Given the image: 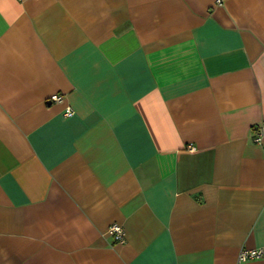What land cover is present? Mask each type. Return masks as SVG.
Segmentation results:
<instances>
[{
	"label": "crops",
	"instance_id": "0c3cea01",
	"mask_svg": "<svg viewBox=\"0 0 264 264\" xmlns=\"http://www.w3.org/2000/svg\"><path fill=\"white\" fill-rule=\"evenodd\" d=\"M247 249L264 252V0H0V264Z\"/></svg>",
	"mask_w": 264,
	"mask_h": 264
},
{
	"label": "built area",
	"instance_id": "2783aa9c",
	"mask_svg": "<svg viewBox=\"0 0 264 264\" xmlns=\"http://www.w3.org/2000/svg\"><path fill=\"white\" fill-rule=\"evenodd\" d=\"M54 102H61L63 100L61 95H55L51 98ZM67 117L74 115V110L71 107H67L65 111ZM257 144L263 143V128H260L257 132V137L255 138ZM110 232L115 235L118 240L124 241V231L121 226L113 225L110 228ZM264 254L261 249H251V250H242L238 257V264L245 262L249 259L260 258Z\"/></svg>",
	"mask_w": 264,
	"mask_h": 264
}]
</instances>
